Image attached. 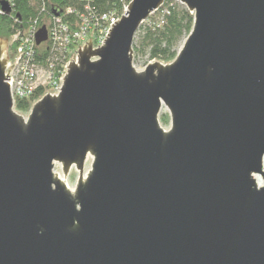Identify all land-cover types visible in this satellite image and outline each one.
Wrapping results in <instances>:
<instances>
[{"label":"water","instance_id":"obj_1","mask_svg":"<svg viewBox=\"0 0 264 264\" xmlns=\"http://www.w3.org/2000/svg\"><path fill=\"white\" fill-rule=\"evenodd\" d=\"M164 1L131 0L27 115L0 37V264H264V0H177L191 30L138 70Z\"/></svg>","mask_w":264,"mask_h":264},{"label":"built area","instance_id":"obj_2","mask_svg":"<svg viewBox=\"0 0 264 264\" xmlns=\"http://www.w3.org/2000/svg\"><path fill=\"white\" fill-rule=\"evenodd\" d=\"M122 1L124 3L121 14H102L100 18L87 16L93 12L89 4L84 5V12L67 7L65 13L77 12L79 14V23H74L73 28L64 22V10L56 9L53 20L47 22V38L39 44H36V32L40 27L36 21L25 29L17 28L11 34L12 41L8 40L6 48L10 56L6 71L8 72L9 67L13 65L9 70L8 78L10 79H7V82L10 84L15 111L27 115L31 107L26 111H19L16 108V102L20 99L31 98L38 90L42 91L40 97L45 93L59 91L68 61L85 41L88 31H91V37L95 41L94 47L101 45L113 26L112 23L115 24V21L120 19L131 0ZM0 14H4L2 8H0ZM45 50L49 55L43 57Z\"/></svg>","mask_w":264,"mask_h":264},{"label":"trees","instance_id":"obj_3","mask_svg":"<svg viewBox=\"0 0 264 264\" xmlns=\"http://www.w3.org/2000/svg\"><path fill=\"white\" fill-rule=\"evenodd\" d=\"M2 1V0H0ZM11 6L9 13L0 14V37L8 38L13 32L21 27L27 28L36 21L38 27L48 26L47 22L52 21L55 10H64L63 20L71 28L79 23L77 12L65 13L67 7H72L79 12H84V5L92 7L91 18H100L102 14H121L122 0H6ZM129 0H127L128 2ZM1 8V6H0ZM73 24V26H72ZM193 24V13L177 0H165L164 3L154 11L139 26L133 40L134 59L137 55H145L150 60L163 62L171 61L177 52L179 45L191 30ZM95 28L94 26H92ZM49 40V39H48ZM49 53L45 50L42 56ZM42 94L38 90L29 99H20L16 102L19 111H26L31 104ZM162 123L169 120L168 114L160 115Z\"/></svg>","mask_w":264,"mask_h":264},{"label":"rangeland","instance_id":"obj_4","mask_svg":"<svg viewBox=\"0 0 264 264\" xmlns=\"http://www.w3.org/2000/svg\"><path fill=\"white\" fill-rule=\"evenodd\" d=\"M128 8V7H127ZM125 13V11L123 12V14ZM89 30V29H88ZM87 30V31H88ZM139 30V29H138ZM138 30H137V32L136 33H138ZM136 35V34H135ZM92 34H91V31H88V33H87V37L84 39L85 41L84 42H82L81 43V46L82 45H84L87 41H89L90 39H91V41H92V43H93V46H94V43H95V41H93V39H92ZM135 38V37H134ZM185 39V38H184ZM183 39V40H184ZM8 40H9V42L10 41H12V37H8ZM183 40H182V42H183ZM8 42V43H9ZM182 42H181V44H182ZM180 44V45H181ZM180 45H179V47H180ZM8 46V45H7ZM178 47V48H179ZM178 50V49H177ZM8 53V52H7ZM9 55H10V52H9ZM133 55H134V53H133ZM10 56H8V58H9ZM152 61H156V60H150L147 56H145V55H143V56H141V55H137L136 57H135V59H134V56H133V65H134V67L136 68V69H143L144 68V66H145V64L146 63H148V62H152ZM157 61H159V60H157ZM161 62H163V61H161ZM163 113H167L166 112V109H162L161 110V112H160V115L161 114H163ZM169 117V116H168ZM161 121V120H160ZM161 124L165 127V128H167L168 126H169V120H168V122L165 124V123H162L161 122ZM89 166H90V160H87L86 161V163H85V171L89 168ZM54 170L56 171V172H59L60 173V175H62V172H61V168H60V166L59 165H56L55 166V168H54ZM77 178H78V171L75 169V167H73V168H71L70 169V171H69V173H68V175H67V178H66V181H67V184L69 185V187H71V188H73L74 186H75V183H76V181H77Z\"/></svg>","mask_w":264,"mask_h":264}]
</instances>
